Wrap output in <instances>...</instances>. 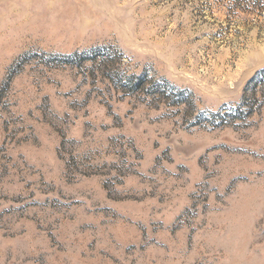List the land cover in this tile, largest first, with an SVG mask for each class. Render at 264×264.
Listing matches in <instances>:
<instances>
[{
  "label": "rangeland",
  "instance_id": "374dc122",
  "mask_svg": "<svg viewBox=\"0 0 264 264\" xmlns=\"http://www.w3.org/2000/svg\"><path fill=\"white\" fill-rule=\"evenodd\" d=\"M263 67L264 0H0V264H264Z\"/></svg>",
  "mask_w": 264,
  "mask_h": 264
},
{
  "label": "trees",
  "instance_id": "16d2710c",
  "mask_svg": "<svg viewBox=\"0 0 264 264\" xmlns=\"http://www.w3.org/2000/svg\"><path fill=\"white\" fill-rule=\"evenodd\" d=\"M130 79L132 78L130 77ZM251 86H254L255 88L261 86L263 88V93H264V67L258 70L255 76H253L249 80L246 86V89H245V94H244L245 96H246V93L248 92V89H250ZM243 104H244V100L238 105V108H242Z\"/></svg>",
  "mask_w": 264,
  "mask_h": 264
}]
</instances>
